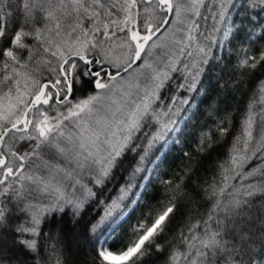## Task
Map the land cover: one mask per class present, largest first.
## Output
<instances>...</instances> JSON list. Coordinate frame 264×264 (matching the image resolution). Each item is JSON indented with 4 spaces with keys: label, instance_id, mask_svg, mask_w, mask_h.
<instances>
[{
    "label": "snow or ice",
    "instance_id": "snow-or-ice-1",
    "mask_svg": "<svg viewBox=\"0 0 264 264\" xmlns=\"http://www.w3.org/2000/svg\"><path fill=\"white\" fill-rule=\"evenodd\" d=\"M0 264H264V0H0Z\"/></svg>",
    "mask_w": 264,
    "mask_h": 264
},
{
    "label": "trees",
    "instance_id": "trees-1",
    "mask_svg": "<svg viewBox=\"0 0 264 264\" xmlns=\"http://www.w3.org/2000/svg\"><path fill=\"white\" fill-rule=\"evenodd\" d=\"M229 107H230V110L234 109L236 107V101L230 100ZM178 156H179V153H174L173 157L169 161V163L174 166L173 170L178 169L179 166L181 165V159L178 158Z\"/></svg>",
    "mask_w": 264,
    "mask_h": 264
}]
</instances>
